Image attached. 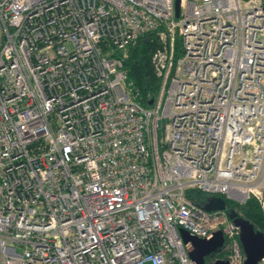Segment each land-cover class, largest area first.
<instances>
[{"label": "built area", "instance_id": "built-area-1", "mask_svg": "<svg viewBox=\"0 0 264 264\" xmlns=\"http://www.w3.org/2000/svg\"><path fill=\"white\" fill-rule=\"evenodd\" d=\"M189 189L264 207V0H0V264H197L181 228L244 264Z\"/></svg>", "mask_w": 264, "mask_h": 264}, {"label": "trees", "instance_id": "trees-1", "mask_svg": "<svg viewBox=\"0 0 264 264\" xmlns=\"http://www.w3.org/2000/svg\"><path fill=\"white\" fill-rule=\"evenodd\" d=\"M159 47L160 42L157 34L155 32L147 33L129 46L128 57L125 60L128 80L133 83L141 102L147 106L152 98H157L161 87V80L152 63L153 54ZM187 196L197 202H204L209 197L198 189H189ZM226 200L228 203L227 212L235 211L239 216L252 222L256 230L264 233V208L258 199L252 197L245 204Z\"/></svg>", "mask_w": 264, "mask_h": 264}, {"label": "water", "instance_id": "water-1", "mask_svg": "<svg viewBox=\"0 0 264 264\" xmlns=\"http://www.w3.org/2000/svg\"><path fill=\"white\" fill-rule=\"evenodd\" d=\"M177 17L181 13V0H175ZM152 98L148 103H154ZM208 211L228 210L227 200L222 196H209L203 203ZM230 218L238 225L240 241L245 254L244 264H264V233L256 230L254 224L244 217H241L233 210L228 211ZM184 242L192 247L191 258L197 264H206L205 258L212 253H217L225 242L222 231H217L213 238H200L190 234L187 230L180 229ZM213 264H228V261L218 259Z\"/></svg>", "mask_w": 264, "mask_h": 264}, {"label": "flooded vegetation", "instance_id": "flooded-vegetation-1", "mask_svg": "<svg viewBox=\"0 0 264 264\" xmlns=\"http://www.w3.org/2000/svg\"><path fill=\"white\" fill-rule=\"evenodd\" d=\"M216 258V253H212L209 256H206V264H212V260Z\"/></svg>", "mask_w": 264, "mask_h": 264}, {"label": "rangeland", "instance_id": "rangeland-1", "mask_svg": "<svg viewBox=\"0 0 264 264\" xmlns=\"http://www.w3.org/2000/svg\"><path fill=\"white\" fill-rule=\"evenodd\" d=\"M159 42H160V47L164 46V43L163 41H161L159 38H158ZM263 206V205H262ZM264 208V207H263Z\"/></svg>", "mask_w": 264, "mask_h": 264}]
</instances>
